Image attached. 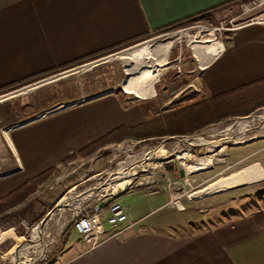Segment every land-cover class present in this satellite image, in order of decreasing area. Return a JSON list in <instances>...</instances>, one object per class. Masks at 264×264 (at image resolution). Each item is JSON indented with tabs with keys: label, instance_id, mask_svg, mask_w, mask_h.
<instances>
[{
	"label": "rangeland",
	"instance_id": "1",
	"mask_svg": "<svg viewBox=\"0 0 264 264\" xmlns=\"http://www.w3.org/2000/svg\"><path fill=\"white\" fill-rule=\"evenodd\" d=\"M263 9L264 0H237L215 12L184 19L134 41L52 69L0 91V98L3 99L0 101V131L2 127L6 130L11 129L18 122L30 117L34 119L32 123H36L35 118L40 115H51L52 126L45 137L37 124L31 127L36 128L34 147L40 152H45L46 159H49L47 164H57V168L50 172L44 181L39 182L32 192L27 193L23 200L16 204L19 208L26 206L23 215L21 214L19 219H14L15 223L9 227L0 223V230H4L0 233V240L9 236V240L0 245V264L55 263L56 257L64 249L67 240L74 242L78 235L72 227L74 213L80 210L86 214H97L102 224L107 227L106 216L104 217L106 206L114 198L125 207L145 206L147 202L148 210H150L164 201L161 193L169 194L170 189L177 188V199L179 198L184 206H189L191 203V210L190 208L189 210L194 215L196 211L211 210L215 207L211 217L216 219L219 217L218 214L228 212L227 206L232 204L231 207H234L235 200L232 198L236 197L235 189H231V192L227 190L226 194L210 195H203L204 193L199 191L230 172L228 169L221 168L226 149L227 156L233 154L235 157L250 151L257 142L264 140V105L244 115L222 117L210 124L200 126L199 129L185 133H165L147 137L131 136L109 141L65 163H60V158L53 155V152L58 150L52 148L57 137H59L57 144L61 146L67 145L68 141L75 139L76 136L79 140H88L100 135L103 127L123 121L124 117L116 111L101 112L87 103L88 100L107 93H112V98L117 100L124 110L130 109L131 105L137 107L140 112L138 116L142 119L151 117L155 110L160 112L168 108V103L172 100H180L185 96L187 97L185 99L191 98L193 97L191 93L201 96L212 93V80L208 84L207 91L205 90L202 75L196 67L191 41L199 40L196 43L200 45L203 43L205 45L212 38L222 41L226 47L222 58H225L229 48L226 45L227 38L234 34L231 32L245 18L254 16ZM146 42L154 47H152L154 55L149 61L151 60L150 64L157 72V78L151 85L153 89H150L153 95L136 98L135 94L128 93L123 88V82L128 77L126 71L128 60L118 56L127 55L132 47ZM166 44H169V48L165 59H162V53L159 52L160 46ZM217 66L218 62L209 68L208 73L213 72ZM103 114L108 116L104 117ZM126 119L128 123L135 120L134 116ZM237 122L239 126H236ZM238 129L242 132L239 133ZM71 132H74L73 137L70 136ZM225 136L230 139L214 142ZM49 147L53 150L50 157L48 156ZM68 149L74 150V147ZM185 151L197 157H208L212 162L209 165L211 168L202 172H197L200 169L189 173L184 172L185 169L180 168L182 161L178 156ZM9 154L13 157L11 150ZM21 158L24 163L22 154ZM130 164L134 166L137 173L133 182L137 184V181H141L142 186H131L126 192H123L124 189L123 193L116 195L117 197L107 195L110 193L109 186L114 193L123 189L129 182L127 178L123 183L115 180L110 185L105 181L108 172L123 167L128 168ZM249 167L252 169V165ZM249 167L233 171L229 175H233L241 184L243 180L238 172L243 175L246 173L244 175L246 180L254 178ZM180 171L183 174H180ZM210 171L214 173L210 181L194 184L193 177L200 178ZM189 185L192 187L191 190ZM150 186L157 188L158 192L143 195ZM249 191L252 192L251 188ZM82 196L85 199L81 202ZM187 196L189 198H185ZM63 200H69L71 203L63 205ZM76 200L79 202L78 205ZM157 209L155 208V211L147 215L148 220L172 211L169 207ZM192 222L196 226L198 219Z\"/></svg>",
	"mask_w": 264,
	"mask_h": 264
},
{
	"label": "crops",
	"instance_id": "2",
	"mask_svg": "<svg viewBox=\"0 0 264 264\" xmlns=\"http://www.w3.org/2000/svg\"><path fill=\"white\" fill-rule=\"evenodd\" d=\"M234 1L237 0H0V90L134 41L188 17L215 12ZM231 33L234 34L227 38L229 48L225 58H222L226 52L222 41L212 38L205 45L197 44L196 39L191 41L206 91L212 80V93H206L208 95L264 77V28L248 24ZM217 62V68L208 73ZM102 96L86 102L101 112L116 111L124 117L123 121L103 127L100 135L88 140H79L76 136L61 146L57 144V137L52 149L58 150L53 155L60 161L120 124L135 125L142 121L137 107L131 105L124 110L112 98V93ZM50 116L40 115L35 118L36 123H32L34 119L30 117L8 130L1 126L0 199L37 173L57 165L47 164L49 159L45 152L38 151L33 143L36 128L31 126L37 124L45 137L52 126ZM130 116L135 119L132 123L126 122ZM73 135L71 132L70 136ZM256 144L250 151L235 157L228 154L229 159L225 150L221 168L230 171L227 175L252 165V169L249 168L254 178L246 180V173L238 172L243 180L241 184L232 175L236 186L203 194H226L227 190L235 189L236 197L232 198L235 206H227L228 212L218 214V218L211 217L215 207L196 211L194 215L190 211L191 203L184 206L178 198L182 207L170 205L169 194L163 192L164 201L155 208L169 207L172 210L169 213L148 220L147 215L155 208L148 210L147 202L145 206H122L126 221L117 227L103 225L100 241L94 247H88L85 239L76 233L75 241L67 240L55 263L51 264H264V140ZM70 147L74 150L68 149ZM49 151L50 157L53 150L49 147ZM213 174L210 171L200 178L193 177L192 181L195 185L204 184ZM127 190L129 188L123 192ZM196 218L195 226L192 220ZM128 222L131 225L128 226ZM119 228L124 229L116 233ZM8 237L1 239L0 245L6 243Z\"/></svg>",
	"mask_w": 264,
	"mask_h": 264
},
{
	"label": "trees",
	"instance_id": "3",
	"mask_svg": "<svg viewBox=\"0 0 264 264\" xmlns=\"http://www.w3.org/2000/svg\"><path fill=\"white\" fill-rule=\"evenodd\" d=\"M179 22L181 21H178V23ZM10 86L13 85L4 87L0 91L7 89ZM261 105H264V77L217 94L193 96L188 99L172 102L168 105V108L166 107L160 112L155 110L151 117L142 119L138 124H120L116 126L99 138L77 150L75 153L65 157L60 163H65L70 158L78 155H85L95 147H99L109 141H115L131 136L147 137L150 135H162L165 133H185L186 131L199 129L200 126L210 124L222 117L244 115ZM56 168V165H52L44 169L24 181L14 191L0 199V223H4L5 225H8V227L15 223L14 219H19L25 212L24 208L26 207L23 206L19 208L16 207V204H19L27 193L32 192L34 187L39 182L44 181L49 176L50 172L54 171ZM27 212H29V210H27Z\"/></svg>",
	"mask_w": 264,
	"mask_h": 264
},
{
	"label": "bare ground",
	"instance_id": "4",
	"mask_svg": "<svg viewBox=\"0 0 264 264\" xmlns=\"http://www.w3.org/2000/svg\"><path fill=\"white\" fill-rule=\"evenodd\" d=\"M152 47H153V45L149 44L148 42L142 43L138 46L132 47V49L127 52V55L118 56L121 59L126 58L128 60V64L126 66V71L128 73V77L123 82V88L128 93L135 94L138 98H144V97H148V96L152 95L151 93L153 91L150 90V89H152L151 85H152L153 81L156 80V78H157V72L155 69L152 68V66L150 64L151 60L149 61V59H151V57L154 55L152 53L153 52ZM168 48H169V44H166L164 46H160L159 52L162 53V59H165L166 52H167ZM214 53H215V50H214ZM243 122H246V121H243ZM238 124H239V122L236 123V126H239ZM238 132L241 133L242 131L239 130ZM228 139H230V137L225 136V137L221 138L220 140H216L214 142L216 143V142H221V141H227ZM180 158L185 160V162H183V165H184V169L187 173L192 172L194 170L203 169L205 167H208L212 163L208 157L192 156L189 153H187L186 151L181 154ZM120 176H125V175L120 173ZM127 178L125 177V178H122L121 180H118V181L123 183L127 180ZM234 185L236 186V182H235L234 178L232 177V175H228L225 177L218 178L216 181L210 183L208 186L201 189L199 191V193H207V192H211V191H215V190L217 191L219 189L227 188L229 186H234ZM116 192H114V193H116ZM83 199H85V198H82V200ZM62 203L63 204H70L71 201L63 200ZM76 203L78 204L79 202L77 201ZM36 229H37V233H38V226L36 227Z\"/></svg>",
	"mask_w": 264,
	"mask_h": 264
},
{
	"label": "built area",
	"instance_id": "5",
	"mask_svg": "<svg viewBox=\"0 0 264 264\" xmlns=\"http://www.w3.org/2000/svg\"><path fill=\"white\" fill-rule=\"evenodd\" d=\"M248 24L260 25L264 28V9L261 10L258 14L254 15V16H250V17L245 18V20L243 22H241L239 25H237L235 28L242 26V25H248ZM1 100H3V99L0 98V101ZM187 153H189L192 156H195V155L191 154L190 152H187ZM180 156L181 155L178 156L179 159H181L182 162H185V160L180 158ZM182 162H180V165H181L180 168H182L184 170V168H183L184 166H183ZM133 167L134 166L132 164H130V165H128V168L123 167V168H119L115 171H109L108 172V175H107L105 181H107V183L110 185L112 183H114L115 180H121L122 178H125V177L129 178V182L124 186L123 189L118 190L116 193H113L111 186H109L110 187V193H108L107 195H111L112 197H115L117 193L122 192L126 188L128 189L131 186L132 187L142 186L141 181H137V184H135L136 182H133V179H135V177L137 175V173ZM131 169H132V171H131ZM184 172H185V170H184ZM120 173L124 174L125 176H120ZM97 174H99V172ZM186 182H187V179H186ZM189 187H190V185H189ZM176 191H178L177 188L170 189V191H169V194H170L169 204L174 205L176 207H180V205L176 201L177 197H178V194L176 193ZM146 192L148 194H150V193H156V192H158V190H157V188L150 186L146 190ZM82 198H83V196H82ZM82 198L80 199L81 202H82ZM63 205H66V204H63ZM106 212H107V215L105 217V222H106V224H108L111 227H117L118 225H120L121 223L126 221V219H127V215H126L123 207L115 200H112L107 204ZM73 216H74L73 217L74 219L72 222L73 229L77 233H79L83 237V239H85V241L88 244V247H94L100 241L101 234L103 233V224H102L99 216L97 214H86L80 210L76 211ZM129 225H131V223L128 222V226ZM128 226H126V227H128ZM123 229L124 228H121V229L119 228L115 232L119 233ZM3 231L0 230V232H3Z\"/></svg>",
	"mask_w": 264,
	"mask_h": 264
},
{
	"label": "flooded vegetation",
	"instance_id": "6",
	"mask_svg": "<svg viewBox=\"0 0 264 264\" xmlns=\"http://www.w3.org/2000/svg\"><path fill=\"white\" fill-rule=\"evenodd\" d=\"M155 81V80H154ZM153 81V82H154ZM153 95V94H152ZM191 96H201L200 94H196V93H191L190 94ZM185 98H187L186 96L185 97H183V98H181L180 100H183V99H185ZM177 101L179 100V99H176ZM176 100H172V102H175ZM172 102H169L168 104H170V103H172ZM210 136V135H209Z\"/></svg>",
	"mask_w": 264,
	"mask_h": 264
},
{
	"label": "water",
	"instance_id": "7",
	"mask_svg": "<svg viewBox=\"0 0 264 264\" xmlns=\"http://www.w3.org/2000/svg\"><path fill=\"white\" fill-rule=\"evenodd\" d=\"M122 90H123V88H122ZM136 98H137V96L136 95H134ZM170 102H172V101H170ZM180 174H183L181 171H180ZM116 195H119V193L118 194H116Z\"/></svg>",
	"mask_w": 264,
	"mask_h": 264
}]
</instances>
